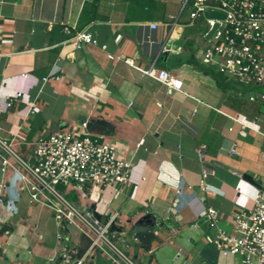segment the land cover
<instances>
[{
  "label": "crops",
  "instance_id": "obj_1",
  "mask_svg": "<svg viewBox=\"0 0 264 264\" xmlns=\"http://www.w3.org/2000/svg\"><path fill=\"white\" fill-rule=\"evenodd\" d=\"M193 2L184 8L183 0H0V93L26 90L35 110L15 101L0 121L18 134V147L86 120L111 125L92 132L132 162L133 181L146 177L111 207L138 264H213L217 235L233 233L234 215L253 207L256 188L244 176L264 181V105L245 103L243 84L202 65L212 43L204 37L205 18L190 21ZM89 26L99 45L74 49L72 38ZM153 65L183 80L188 95L169 96L135 68ZM226 115L259 119V132L241 135ZM27 200L23 194L19 216L0 207V264H46L56 253L55 214ZM206 205L220 212L217 227L198 217ZM137 230L139 244L131 236ZM92 263L109 261L96 254ZM217 264L242 262L218 257Z\"/></svg>",
  "mask_w": 264,
  "mask_h": 264
},
{
  "label": "built area",
  "instance_id": "obj_2",
  "mask_svg": "<svg viewBox=\"0 0 264 264\" xmlns=\"http://www.w3.org/2000/svg\"><path fill=\"white\" fill-rule=\"evenodd\" d=\"M79 1L82 4L95 2ZM183 2L185 8L190 0ZM208 11L223 14L225 19L208 18L205 14ZM203 17L208 24L204 37L212 45L202 53V65L212 66L225 78L240 82L246 88L255 84L264 85V0H194L190 21L193 24ZM217 24V29L210 36ZM158 27V24L151 25L152 30ZM64 30L67 34L71 33L70 28ZM89 45H99L91 26L77 32L72 38V46L76 50ZM129 64L133 65L132 62ZM135 68L164 85L169 96L176 93L188 95L184 90V81L167 70H158L155 65L148 70ZM57 71L56 67L50 76ZM50 76L44 78L43 82H48ZM248 100L264 104V93L251 91ZM15 101L23 102L28 113L35 112L29 93L16 90L0 93V113L8 114ZM226 116L240 125L241 135L246 136L247 128L259 132V119L248 122L238 115ZM91 122L86 120L70 130L41 134L33 143L26 144L33 150V155L25 159L16 150L18 134L10 133L0 121V207L11 216H19V204L25 194L31 208L40 206L55 214L59 228L56 253L47 259L46 264H90L96 254L105 256L109 264H138L133 259V247L128 242L126 228L120 223L121 215L111 207L125 194L126 187H132L135 193L146 177H141L139 183L133 181L132 162L120 157L112 142L105 139L100 141L102 136L92 132ZM93 135L98 139H92ZM231 152L238 154L237 148ZM209 173V169H204V176ZM72 181L77 184L72 186ZM58 185L71 187L81 194L86 201L84 207H77L75 202L68 200L57 190ZM259 185L260 188L254 186L253 207L234 215L233 233L220 231L213 241L219 258L238 257L242 264H264V181ZM220 215L216 208L206 205L198 217L211 227H217ZM2 224L0 219V228ZM138 234V230L133 231L131 236L139 244ZM78 235L88 243L82 256L79 254L83 241Z\"/></svg>",
  "mask_w": 264,
  "mask_h": 264
},
{
  "label": "rangeland",
  "instance_id": "obj_3",
  "mask_svg": "<svg viewBox=\"0 0 264 264\" xmlns=\"http://www.w3.org/2000/svg\"><path fill=\"white\" fill-rule=\"evenodd\" d=\"M200 23V22H199ZM203 23V22H202ZM207 26H208V24H207ZM207 26L205 25V26H202V28H201V31H205V30H207ZM251 91H253L254 93H256V94H259V93H264V85H257V84H255V85H251V86H247V88L245 87L244 88V96H245V100H244V102L246 103V101L251 105V106H253V105H256V104H260V105H264L263 103H251V102H249V100H248V95H249V93L251 92ZM241 106L243 107V106H245L244 104H242L241 103ZM92 137V139H98L96 136H91ZM100 141H104V138L102 137V138H100L99 139ZM16 150L18 151V153L23 157V158H25V159H28L29 158V155H33V150H31L27 145H23V146H19V147H16ZM30 163L33 165L34 164V162L33 161H30ZM77 183L75 182V181H72L71 182V185L72 186H74V185H76ZM56 188H57V190L60 192V193H62V194H64L65 195V197L68 199V200H70L71 202H75V205L77 206V207H79V205L80 206H82V207H84V205H83V203L84 202H86L85 200H83L82 198H81V194H79L77 191H73L72 190V188L71 187H65V186H63V185H58V186H56ZM84 191H86L85 189H84ZM115 205V203L113 204V206ZM103 219L105 220V218L103 217ZM78 237H79V239H81L82 241L83 240H85L84 239V237L83 236H81V235H78ZM91 264V263H90ZM93 264V263H92Z\"/></svg>",
  "mask_w": 264,
  "mask_h": 264
},
{
  "label": "water",
  "instance_id": "obj_4",
  "mask_svg": "<svg viewBox=\"0 0 264 264\" xmlns=\"http://www.w3.org/2000/svg\"><path fill=\"white\" fill-rule=\"evenodd\" d=\"M205 14H206V17H208V18H212V19H225V15L220 14V13H215V12L208 11ZM217 27H218V24L213 28V30H211L210 36L214 33V31L217 29ZM90 126H92V127H98V126L100 127L101 126L103 128L105 126L109 127L111 125L108 124V123H106L105 121L94 120V121H92L90 123ZM244 180L247 181V182H249L251 185L260 188V185L258 183H256V182H254L251 177L244 176ZM213 253L215 255V258L213 260V264H217V260H218V257H219V252H217L215 250Z\"/></svg>",
  "mask_w": 264,
  "mask_h": 264
},
{
  "label": "trees",
  "instance_id": "obj_5",
  "mask_svg": "<svg viewBox=\"0 0 264 264\" xmlns=\"http://www.w3.org/2000/svg\"><path fill=\"white\" fill-rule=\"evenodd\" d=\"M90 243V242H89ZM88 247V243L86 244V246L84 248H82L81 253L79 254V256H82V254L85 252V249Z\"/></svg>",
  "mask_w": 264,
  "mask_h": 264
}]
</instances>
